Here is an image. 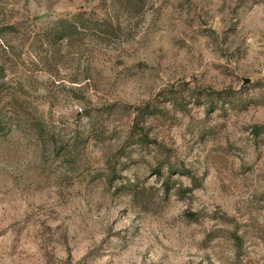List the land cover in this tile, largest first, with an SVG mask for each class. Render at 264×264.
Returning a JSON list of instances; mask_svg holds the SVG:
<instances>
[{
  "label": "rangeland",
  "instance_id": "1",
  "mask_svg": "<svg viewBox=\"0 0 264 264\" xmlns=\"http://www.w3.org/2000/svg\"><path fill=\"white\" fill-rule=\"evenodd\" d=\"M0 264H264V0H0Z\"/></svg>",
  "mask_w": 264,
  "mask_h": 264
},
{
  "label": "trees",
  "instance_id": "2",
  "mask_svg": "<svg viewBox=\"0 0 264 264\" xmlns=\"http://www.w3.org/2000/svg\"><path fill=\"white\" fill-rule=\"evenodd\" d=\"M61 22H67V20L66 19H64L63 21H61ZM78 27V25H74V28H77ZM68 28V27H67ZM67 31V30H66Z\"/></svg>",
  "mask_w": 264,
  "mask_h": 264
}]
</instances>
